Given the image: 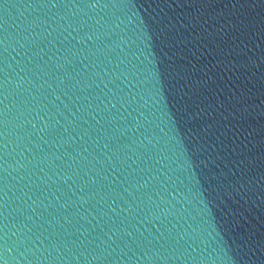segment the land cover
<instances>
[{"label":"water","instance_id":"95a60500","mask_svg":"<svg viewBox=\"0 0 264 264\" xmlns=\"http://www.w3.org/2000/svg\"><path fill=\"white\" fill-rule=\"evenodd\" d=\"M0 264H264V0H0Z\"/></svg>","mask_w":264,"mask_h":264}]
</instances>
